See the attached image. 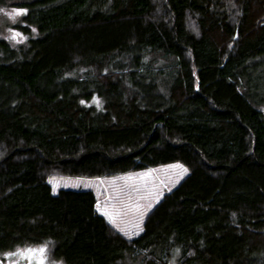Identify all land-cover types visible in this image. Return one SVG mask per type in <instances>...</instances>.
Masks as SVG:
<instances>
[{"label":"trees","instance_id":"trees-1","mask_svg":"<svg viewBox=\"0 0 264 264\" xmlns=\"http://www.w3.org/2000/svg\"><path fill=\"white\" fill-rule=\"evenodd\" d=\"M17 2L35 36L0 38V252L264 264V0ZM170 162L187 173L132 238L47 181Z\"/></svg>","mask_w":264,"mask_h":264},{"label":"rangeland","instance_id":"rangeland-1","mask_svg":"<svg viewBox=\"0 0 264 264\" xmlns=\"http://www.w3.org/2000/svg\"><path fill=\"white\" fill-rule=\"evenodd\" d=\"M17 1L20 0H0V10H3L0 11V38L19 45L27 42L30 37H34L35 29L23 19L26 7L19 5ZM17 9L25 10L24 14L15 16V19L10 18L8 14ZM13 33H19V36L12 38ZM183 169L186 167L181 163L170 162L112 176H50L47 181L52 193H56L60 188L92 190L98 212L116 231L126 238H132L141 231L146 213L187 173L181 175ZM149 205H151L150 208ZM41 247L46 249L43 257L38 251L23 257L6 255ZM41 260L43 264H67L53 256L46 243L0 252V264H40Z\"/></svg>","mask_w":264,"mask_h":264},{"label":"snow or ice","instance_id":"snow-or-ice-1","mask_svg":"<svg viewBox=\"0 0 264 264\" xmlns=\"http://www.w3.org/2000/svg\"><path fill=\"white\" fill-rule=\"evenodd\" d=\"M0 11H3V10H0ZM24 11H25V10L17 9V10H14L13 13L8 14V15H10V18L15 19V16H18V15H22V14H24ZM6 14H7V13H6ZM17 36H19V33H13V37H12V38H15V37H17ZM94 102L97 103V104L99 105V101H98V100H95V99H94ZM81 103H84V102L81 101ZM179 167H182V166H179ZM186 172H187V169H183L181 175H183V174L186 173ZM150 207H151V205H149V208H150ZM137 227H139V225H138ZM141 230H142V229H141ZM37 251H38V252L41 254V256L43 257V254L45 253L46 249H45L44 247H41V248H39V249H26V250H24L23 252H19V251H18V253H8V254H6V255H9V256H11V255H20L21 257H23V256H25V255L34 254V253H36ZM40 264H43V260H41Z\"/></svg>","mask_w":264,"mask_h":264},{"label":"water","instance_id":"water-1","mask_svg":"<svg viewBox=\"0 0 264 264\" xmlns=\"http://www.w3.org/2000/svg\"><path fill=\"white\" fill-rule=\"evenodd\" d=\"M236 37V35L234 36V38Z\"/></svg>","mask_w":264,"mask_h":264}]
</instances>
